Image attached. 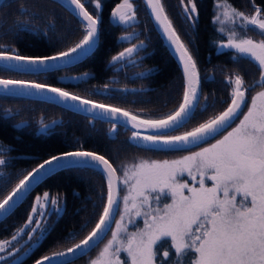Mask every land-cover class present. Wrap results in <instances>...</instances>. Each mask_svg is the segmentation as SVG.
<instances>
[{
	"label": "snow or ice",
	"instance_id": "snow-or-ice-1",
	"mask_svg": "<svg viewBox=\"0 0 264 264\" xmlns=\"http://www.w3.org/2000/svg\"><path fill=\"white\" fill-rule=\"evenodd\" d=\"M69 2L75 6L74 12L83 23L84 34L79 42L53 55L22 56L0 51V61H15L4 64L5 69L43 74L61 68L62 64L58 62L74 64L92 52L100 17L89 12L82 0ZM92 2L95 9L102 7L101 0ZM146 3L183 65L185 84L181 101L174 111L160 118H143L124 108L96 103L63 88L31 80L0 79V91L5 95H32L29 90L48 92L60 101L90 106L87 110L97 116H107L129 125L131 140L139 142L137 147L164 148L188 154L173 160L141 158L122 165V178L119 180L118 169L95 151L76 150L54 155L19 179L0 199V213L9 212L32 183L53 171L54 166H88L98 168L106 179V199L98 220L79 243L66 251L45 255L35 264H51L55 258L97 245L108 231H111V239L90 264H157L160 249L165 244L167 249L162 253L160 264L165 261L167 264H264V90L252 95L250 103L247 97L250 88L264 89V39H238L235 31L230 32L224 46L249 57L258 66L259 79L249 85L242 75L233 73L228 78L231 92L227 108L191 130L172 135L170 130L185 126L194 116L195 109L201 107L200 78L196 61L169 19L162 0H146ZM180 3L186 18L194 22L197 14L194 0H187V4L180 0ZM217 7L224 9V20L216 17L221 23H234L239 18L244 27L252 25L264 35L261 8L256 7L255 14L249 16L227 4H218ZM112 17L121 24L134 20L131 0H122L113 9ZM136 52L137 46L133 45L113 56L112 61H122ZM245 107L247 111L243 110ZM202 110H206V106H202ZM121 117L123 121L119 120ZM237 120L239 123L232 127ZM116 127L117 124L113 123V132ZM142 130L149 134H143ZM218 136L219 139L216 138ZM213 140L215 142H211ZM193 148L199 150L193 151ZM4 164L5 160L0 158V165ZM121 191L124 192L122 196ZM49 203L59 212L57 198L49 200V193L45 192L41 203V197H36L25 225H36L28 233L29 240L37 229H41V222L35 219V215L44 216L46 213L41 210ZM117 214L119 219H116ZM138 218H142L143 227L129 231L128 225L134 224ZM112 223L115 224L114 229L110 227ZM43 231L46 229L41 230V235ZM15 239L13 236L12 240ZM10 243L8 240L0 241V252H4ZM122 253L126 259L121 258ZM3 259L0 256V260ZM61 264L70 262L62 261Z\"/></svg>",
	"mask_w": 264,
	"mask_h": 264
},
{
	"label": "trees",
	"instance_id": "trees-1",
	"mask_svg": "<svg viewBox=\"0 0 264 264\" xmlns=\"http://www.w3.org/2000/svg\"><path fill=\"white\" fill-rule=\"evenodd\" d=\"M131 1L135 19L128 24L140 30V41L146 45L148 52L135 79H130L126 70L114 73V68H107L112 57L125 46L118 42L119 38L133 31L127 28L128 24H113L110 20L111 12L122 0H101L102 7L99 10L95 9L92 0H82L89 12L100 17V23L97 48L80 64L45 74H24L0 68V79L31 80L60 87L84 99L121 107L146 118H160L174 111L183 93L181 73L156 34L142 0ZM162 4L196 61L200 77L201 107H197L194 116L174 133L179 134L227 108L231 92L227 80L233 73L242 75L249 85L259 79L258 66L253 61L219 44H226L232 31L237 33L238 39L248 37L259 41L264 39V35L256 29L244 28L239 23H221L216 17L223 10L217 7L218 4L230 5L245 14L253 13L259 7L264 16V0H198L197 19L192 21V25L182 19L180 2L162 0ZM83 34V24L54 1L7 0L0 6L2 52L6 47V52L15 51L22 56L53 55L74 46ZM85 73L90 77L75 84L60 81L66 76H85ZM113 85L119 91H111L110 86ZM260 90L263 89L255 87L248 90L249 103L251 96ZM101 91L106 92V95ZM202 106H206V110H202ZM243 110L247 111V108ZM8 114L12 116L6 118ZM238 123L239 120L232 127ZM21 124L25 126L18 129ZM133 142L131 133L119 126L113 132L112 124L91 120L51 104L0 96V158L5 160V164L0 165V199L11 191L19 179L44 160L64 152L82 149L102 154L118 169L119 179L122 178V165L141 158L165 160L187 154L185 151H154L137 147V143ZM45 192L50 197L62 200L63 211L59 216L49 217L44 238L18 264H33L45 255L65 251L79 243L98 220L107 188L103 175L98 171L87 168L61 171L39 185L19 208L0 223V241L14 236L24 225L33 200ZM123 194L121 191L120 195ZM116 219H119V214ZM114 227L115 224L112 229ZM110 234L111 231L98 247L72 264H86ZM166 249L164 245L160 253ZM161 258L157 259V264H160Z\"/></svg>",
	"mask_w": 264,
	"mask_h": 264
},
{
	"label": "water",
	"instance_id": "water-1",
	"mask_svg": "<svg viewBox=\"0 0 264 264\" xmlns=\"http://www.w3.org/2000/svg\"><path fill=\"white\" fill-rule=\"evenodd\" d=\"M6 1L7 0H2V3H0V6ZM51 1H54L55 3H57L58 5L63 7L67 12H69L72 16H74L80 23H82L81 20L77 17L76 13L74 12V7L75 6L71 5L69 0H51ZM142 2H143V5H144V7L146 9L147 15H148V17H149V19H150V21L152 23V26L154 27V30H155L156 34L158 35V37L162 41L164 47L168 51V53L171 56V58L176 63V65H177V67H178V69H179V71L181 73V76H182V79H183V85H184L185 81H184V77H183V65H182L181 61L179 60L178 54L174 51L173 46L171 45L170 41L166 38V36L164 35L163 31L161 30V28L156 23L154 17L152 16L150 8L147 6L146 0H142ZM110 19H111V22H113V23L118 21L116 19H113L112 13H111ZM128 37H130V36H124V37H122L120 39V41H123V40L127 39ZM98 41H99V25H98V37H97V40H96V45L93 48L92 52L89 53L83 59H81L80 61H78V62H76L74 64L64 65L63 62H58V63L62 64V67L57 69V70H55V71H52V72H56V71H60V70H63V69H67L69 67H73V66L83 62L86 58H88L95 51V49H96V47L98 45ZM7 50H8V48H3L4 52H6ZM13 53H15V51L10 52L9 54H13ZM125 59H127V57ZM119 62L120 61L113 62L112 59H111L110 62L108 63V65H107V68H110V67H112L113 65H115V64H117ZM7 63H15V61H0V68L5 69L3 67V65L7 64ZM5 70H8V69H5ZM9 71H13V70H9ZM13 72L24 73V74H34V73L20 72V71H13ZM52 72H48V73H52ZM43 74H45V73H43ZM85 77H88V76H77V77H73V78H67L66 81L69 82V83H73L74 84V83H77L78 80H84ZM199 90H200V96H201V85H199ZM29 91L32 92L33 94L32 95H5L3 93V91H0V96L1 97H8V98H17V99H25V100H30V101L44 102V103L57 106V107H59V108H61L63 110H66L68 112L80 115L82 117H85V118H88V119H91V120L105 122V123L112 124V125H113V123H116L117 126H119V127L123 128L124 130L132 133V129L130 128L129 125H126V124H123V123H119L117 121H113L110 117H107V116H104V117L97 116L96 113L88 111L87 109L90 106H87V105L86 106H81L78 103L60 101L59 98L53 97V94L48 93V92L36 93L35 90H29ZM129 91H135V90L134 89H130ZM199 101H200V98H199ZM11 115L12 114H8L5 117L8 118ZM143 118H146V117H143ZM119 120L123 121V118L121 117V118H119ZM24 126H25V124H21V125H18L17 128L21 129ZM182 127H179L177 129H174V130H170L169 134L175 133L176 131H178ZM142 133L143 134H149V133H147L146 131H143V130H142ZM147 149H151V150H154V151H166L167 150L169 152H175L174 150H168V149H164V148H160V149L147 148ZM80 150H82V149H80ZM58 155H60V154H58ZM60 163L64 164L65 161H60ZM70 168L92 169V170L98 171L99 173H101L103 175V173L98 168H93V167H88V166H77V165H72V166H68V167H55L54 166V170L53 171L48 172L46 175H42L38 180H36L35 182L32 183V185L28 189V191L22 197H20L17 200V202L15 203V205L11 208V210L9 212L0 213V223L3 222L4 220H6L17 208H19L23 204V202L27 199V197L39 185H41L45 180H47L48 178L52 177L53 175H55V174H57V173H59L61 171H64V170H67V169H70ZM103 177H104V175H103ZM118 180H119V178H118ZM105 181H106V179H105ZM113 224L114 223L111 224V226H110L111 228L113 227ZM109 232L110 231H108V233L103 237L102 241L99 242L97 245H94V246H92V247H90L88 249L77 250L76 253L69 254V255H67L65 257L55 258L51 262V264H61L62 261H67V262H70V264H72V263L82 259L83 257L87 256L92 250H94L96 247H98L103 242V240L107 237ZM49 256H51V255H49ZM33 264H35V262ZM45 264H47V262H45Z\"/></svg>",
	"mask_w": 264,
	"mask_h": 264
},
{
	"label": "rangeland",
	"instance_id": "rangeland-1",
	"mask_svg": "<svg viewBox=\"0 0 264 264\" xmlns=\"http://www.w3.org/2000/svg\"><path fill=\"white\" fill-rule=\"evenodd\" d=\"M223 11H224V9L222 10V12L219 13V16L221 17V19L222 18L224 19V17H223ZM254 14H255V11L253 13L246 14V15L251 16V15H254ZM261 17L264 18V16H261ZM234 23H239V24L243 25L242 21L239 18H236ZM247 27H249L251 29H256V31L259 32V29L255 28L252 25H248ZM244 28H246V27H244ZM226 44H227V42H226ZM226 44H224V45H226ZM224 45H220L219 44V46L225 47ZM225 48H228V47H225ZM230 49L233 50V48H230ZM227 82H228V80H227ZM134 142L137 143V144L139 143L137 141H134ZM187 154H184V155H187ZM182 156L183 155L178 156V157H174V158H171V159H167V160L179 159ZM187 179L190 180V178H187ZM207 183H208L209 186L211 185V182L210 181H208ZM39 197H41V203H43V195H40ZM51 198H57V197H50L49 196V200H51ZM57 199L59 201V203L57 205V207L59 208V212H56L53 209L52 205L49 203L45 209H42L41 210V211H44L46 213L44 216H41L39 214H36L35 215V219L36 220H39L41 222V229H37L36 233H33L32 234V237L33 238L31 240H29L28 233L30 232L31 228L36 227L35 223H33L32 225H29L28 227H25L29 215L32 214L31 213L32 206L35 205V203H36V198L33 200L32 205H31L30 212L28 214V217H27L24 225H22L16 231V233L14 234V236H16V239L15 240H12V238L11 239H8V241H11V243L6 247V250L4 252H0V256L4 257L3 260H0V264H18L20 261H22L24 258H26L33 251L34 248H36L38 246V244L44 238V236L46 234V231L48 229V223H47V221H48L49 217L51 215L59 216V215H61V213L63 211V203H62V200L59 199V198H57ZM165 202H170V200H166ZM37 207H39V206H37ZM121 207H122V205H121ZM142 227H143V220H142V218H138L134 224L128 225V230L129 231H135L137 228H142ZM22 228L24 229V231L23 232H20V229H22ZM42 229H46V231H43V234L41 235V230ZM37 237L39 239H37ZM108 239H111V234L109 235ZM107 240L102 244V246L99 248L98 252L96 253V255L92 259H94L98 255L99 251L103 248V246L107 242ZM165 246H167V244H165ZM9 252H12L13 255L9 256L8 255ZM162 253L163 252L160 253V256H158V259L160 257H162ZM121 258L122 259H126V255L122 253L121 254ZM92 259H89L86 264H90V261Z\"/></svg>",
	"mask_w": 264,
	"mask_h": 264
},
{
	"label": "flooded vegetation",
	"instance_id": "flooded-vegetation-1",
	"mask_svg": "<svg viewBox=\"0 0 264 264\" xmlns=\"http://www.w3.org/2000/svg\"><path fill=\"white\" fill-rule=\"evenodd\" d=\"M177 1H178V3L180 2V0H177ZM196 1H198V0H194L195 3H196ZM185 4H187V0H185ZM180 5H181V3H180ZM181 8H182V15H181L182 19L192 25V20H189L186 18L185 14L183 12V6L182 5H181ZM260 16H263V15L260 13ZM196 19H197V14H195V20ZM122 25H124V24H122ZM126 26L129 29H133V25L128 24ZM124 35H130V37L121 41L122 43L125 44L123 50L125 48H129V47H132L133 45H136L137 46V52L134 53L132 57L120 61L117 65H115L112 68H114L113 69L114 73H118V72H121L123 70H126V72H129V75H130L129 78L135 79L137 74H138L137 71H138L139 67L142 65L144 58L148 54V52H146L147 47L145 44H143V42L140 41V36H141L140 30L133 29V31H131L129 33H125ZM244 38H248V37H244ZM73 77L74 76H66L65 78H61L60 80L67 82L66 81L67 78H73ZM77 82H81V81H77ZM112 82L113 81H111L110 83H112ZM110 88H111V91H119L118 90L119 88L115 87V85L110 86ZM101 92H103V95H106V92H104V91H101ZM42 130L45 134H47V132L44 131V128H42ZM172 135H176V134H172Z\"/></svg>",
	"mask_w": 264,
	"mask_h": 264
},
{
	"label": "bare ground",
	"instance_id": "bare-ground-1",
	"mask_svg": "<svg viewBox=\"0 0 264 264\" xmlns=\"http://www.w3.org/2000/svg\"><path fill=\"white\" fill-rule=\"evenodd\" d=\"M160 152H169V151L166 150V151H160ZM175 152H179V151H175Z\"/></svg>",
	"mask_w": 264,
	"mask_h": 264
}]
</instances>
